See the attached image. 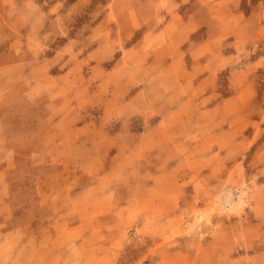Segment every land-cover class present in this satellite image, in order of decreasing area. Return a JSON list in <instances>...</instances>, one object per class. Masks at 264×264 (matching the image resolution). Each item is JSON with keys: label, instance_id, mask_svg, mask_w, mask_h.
I'll use <instances>...</instances> for the list:
<instances>
[{"label": "rangeland", "instance_id": "374dc122", "mask_svg": "<svg viewBox=\"0 0 264 264\" xmlns=\"http://www.w3.org/2000/svg\"><path fill=\"white\" fill-rule=\"evenodd\" d=\"M0 264H264V0H0Z\"/></svg>", "mask_w": 264, "mask_h": 264}]
</instances>
